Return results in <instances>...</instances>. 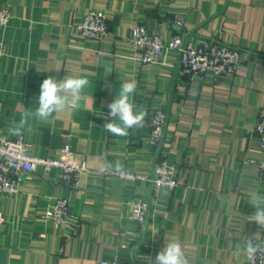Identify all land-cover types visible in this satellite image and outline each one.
<instances>
[{
  "label": "crops",
  "instance_id": "0c3cea01",
  "mask_svg": "<svg viewBox=\"0 0 264 264\" xmlns=\"http://www.w3.org/2000/svg\"><path fill=\"white\" fill-rule=\"evenodd\" d=\"M0 6L11 12L0 27L4 132L25 140L34 156L60 158L70 146L89 165L76 187L57 169H39L16 194H0V264H154L172 239L189 264H246L236 245L251 237L264 242V229L249 221L255 208L248 202L251 193L264 196L255 131L264 107V0H0ZM89 10L105 14V39L78 30ZM139 24L166 37L218 39L240 49L244 61L217 80L183 74L175 52L143 64L129 43ZM69 74L90 81L83 106L11 135L23 107L35 110L42 81ZM127 81L137 85L136 110L147 115L143 127L119 137L103 126ZM158 109L168 119L154 146L149 118ZM161 158L174 164L178 186L157 197L149 182L115 174H151ZM61 197L69 200V216L58 224L47 214ZM137 198L151 206L143 225L130 216L129 201Z\"/></svg>",
  "mask_w": 264,
  "mask_h": 264
},
{
  "label": "built area",
  "instance_id": "2783aa9c",
  "mask_svg": "<svg viewBox=\"0 0 264 264\" xmlns=\"http://www.w3.org/2000/svg\"><path fill=\"white\" fill-rule=\"evenodd\" d=\"M11 12L0 6V27L8 24ZM78 30L86 37L105 39L108 36L106 16L98 10H89L78 25ZM129 43L143 64L165 62L170 52H175L181 67V72L199 80L211 76L214 80L235 74L244 61L243 52L231 47L218 39H202L198 42L188 41L181 36L166 37L153 32L143 24L136 25L129 36ZM150 142L158 146L164 136L168 116L166 111L158 109L150 114ZM258 136L259 150L263 160L259 163L264 178V107L259 110L255 124ZM39 169H57L61 180L70 186H78L80 178L88 171L86 158L73 155L70 146L62 149L60 158L34 156L30 154L29 144L19 138L12 139L6 135L0 124V194H16L20 184L27 174ZM116 175L128 182L145 181L152 187L153 196L157 197L162 191H172L178 186V178L173 163L167 158L157 160L151 174L142 172L116 171ZM68 198H57L52 204L47 217L58 224L68 218ZM131 219L140 225L147 222L151 206L141 198L129 201ZM257 245L264 242L254 239ZM246 264H264V254L258 252L249 257L245 254ZM100 264H117L102 261Z\"/></svg>",
  "mask_w": 264,
  "mask_h": 264
},
{
  "label": "clouds",
  "instance_id": "9594fccd",
  "mask_svg": "<svg viewBox=\"0 0 264 264\" xmlns=\"http://www.w3.org/2000/svg\"><path fill=\"white\" fill-rule=\"evenodd\" d=\"M88 87L90 81L82 76L69 74L63 79L48 76L40 84L35 110L23 107L19 120L13 122L9 133L22 137L26 129L31 131V121H49L54 114L78 111L83 106L84 91ZM136 87L134 81L124 82L118 95L108 104L111 120L103 128L115 136L127 137L129 129L143 127L147 113L144 110H136L133 100ZM110 167L109 165L102 168L101 172L107 171ZM248 202L255 208L249 221H255L264 229V196L251 193ZM236 248L238 252H244L249 257L255 256L258 252L264 254V245L255 244L252 237L248 238L243 246L238 243ZM154 264H189V259L179 240L172 239L158 252Z\"/></svg>",
  "mask_w": 264,
  "mask_h": 264
}]
</instances>
